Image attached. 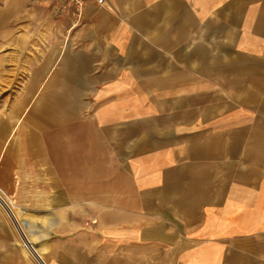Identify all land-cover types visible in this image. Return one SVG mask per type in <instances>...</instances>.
<instances>
[{
    "label": "crops",
    "instance_id": "crops-1",
    "mask_svg": "<svg viewBox=\"0 0 264 264\" xmlns=\"http://www.w3.org/2000/svg\"><path fill=\"white\" fill-rule=\"evenodd\" d=\"M64 3L0 1V202L31 247L264 264V0Z\"/></svg>",
    "mask_w": 264,
    "mask_h": 264
},
{
    "label": "rangeland",
    "instance_id": "rangeland-1",
    "mask_svg": "<svg viewBox=\"0 0 264 264\" xmlns=\"http://www.w3.org/2000/svg\"><path fill=\"white\" fill-rule=\"evenodd\" d=\"M64 7L61 6L58 11L67 8ZM0 193L2 194L1 191ZM18 212L14 208L10 210L0 202V264H38L43 261L40 256L43 249L31 247V244L37 247L38 235L33 231L30 223L27 226L30 233L25 232L27 219H20ZM44 242L46 243L47 240ZM39 243L43 244L42 240ZM42 257H44L43 253ZM43 263L46 264L44 261Z\"/></svg>",
    "mask_w": 264,
    "mask_h": 264
},
{
    "label": "built area",
    "instance_id": "built-area-1",
    "mask_svg": "<svg viewBox=\"0 0 264 264\" xmlns=\"http://www.w3.org/2000/svg\"><path fill=\"white\" fill-rule=\"evenodd\" d=\"M92 0H66L64 8L72 6L75 9V14L78 18L81 17L84 7L87 2Z\"/></svg>",
    "mask_w": 264,
    "mask_h": 264
}]
</instances>
